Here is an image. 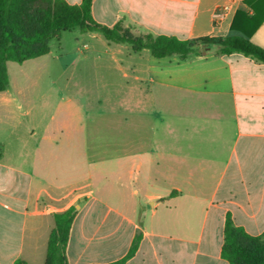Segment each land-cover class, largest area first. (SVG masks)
Returning <instances> with one entry per match:
<instances>
[{
  "label": "crops",
  "instance_id": "crops-1",
  "mask_svg": "<svg viewBox=\"0 0 264 264\" xmlns=\"http://www.w3.org/2000/svg\"><path fill=\"white\" fill-rule=\"evenodd\" d=\"M224 7L228 13L217 20ZM256 10L264 13V0L92 5L103 25L180 40L244 36L232 25L249 31L246 17ZM251 41L264 48V21ZM9 66V86L0 92V264H46L54 215L71 207L77 216L68 264L118 261L138 233V250L125 264H229L221 255L228 214L250 236L264 233L263 63L215 50L185 59L134 53L124 73L130 100L122 103L130 117L118 119V144L109 152L91 143L106 135L90 133L70 100L63 115L57 107L45 117L42 105L23 99ZM110 152L116 165L107 171L97 163ZM111 216L117 231L102 228Z\"/></svg>",
  "mask_w": 264,
  "mask_h": 264
},
{
  "label": "trees",
  "instance_id": "trees-1",
  "mask_svg": "<svg viewBox=\"0 0 264 264\" xmlns=\"http://www.w3.org/2000/svg\"><path fill=\"white\" fill-rule=\"evenodd\" d=\"M92 5L93 0H82L80 5L65 0H0V92L9 86L8 62L23 64L46 56L53 40L59 41L64 32L74 29L81 34H100L109 43L128 45L134 53L149 51L155 59L172 55L185 59L190 54L215 50L220 55L239 53L264 64V48L251 41L252 34L264 21V13L257 10L254 16L246 17L249 31L232 25V30L241 31L244 36L180 40L164 35L136 36L121 23L112 27L103 25L94 19ZM76 216L75 207L54 215L55 227L48 241L46 264H68L66 251ZM141 238V233L136 234L127 255L108 264H125L137 252ZM221 255L229 264H264V233L250 236L236 227L228 214ZM14 264L26 262L18 259Z\"/></svg>",
  "mask_w": 264,
  "mask_h": 264
},
{
  "label": "rangeland",
  "instance_id": "rangeland-1",
  "mask_svg": "<svg viewBox=\"0 0 264 264\" xmlns=\"http://www.w3.org/2000/svg\"><path fill=\"white\" fill-rule=\"evenodd\" d=\"M132 34L137 36V31ZM96 35L99 38L92 39L90 34H81L77 29L64 32L60 41L50 43L49 56L34 65L10 62L9 70L12 84L24 87L21 97L42 105L45 117L57 107L60 116L63 115L68 100L73 108L80 107L90 133L106 135L98 141L91 138V143L109 152L118 144V119L130 117L125 112L129 111V104L122 103L130 100L131 77L127 65L134 53L128 45L112 44L102 35ZM75 114L78 118L79 113ZM114 154L107 153L97 164L110 171L116 165ZM79 158L71 157V161L76 163ZM106 179L109 180L108 175ZM117 224L118 219L111 216L103 221L102 228L117 231ZM80 226L86 229V223Z\"/></svg>",
  "mask_w": 264,
  "mask_h": 264
},
{
  "label": "built area",
  "instance_id": "built-area-1",
  "mask_svg": "<svg viewBox=\"0 0 264 264\" xmlns=\"http://www.w3.org/2000/svg\"><path fill=\"white\" fill-rule=\"evenodd\" d=\"M228 11H229V8H228V7H224V8L222 9V12H221V13H218V14L216 15L217 20H218V19H221V18H224L225 15L228 13Z\"/></svg>",
  "mask_w": 264,
  "mask_h": 264
}]
</instances>
